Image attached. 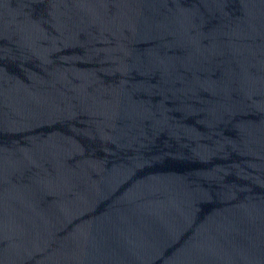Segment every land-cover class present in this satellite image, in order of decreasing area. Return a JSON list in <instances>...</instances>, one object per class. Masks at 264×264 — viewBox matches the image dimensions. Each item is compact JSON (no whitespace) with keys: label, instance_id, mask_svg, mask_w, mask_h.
<instances>
[{"label":"water","instance_id":"water-1","mask_svg":"<svg viewBox=\"0 0 264 264\" xmlns=\"http://www.w3.org/2000/svg\"><path fill=\"white\" fill-rule=\"evenodd\" d=\"M0 264H264V0H0Z\"/></svg>","mask_w":264,"mask_h":264}]
</instances>
